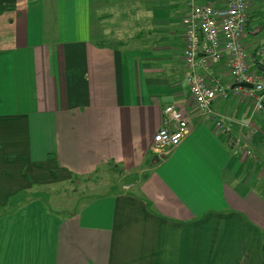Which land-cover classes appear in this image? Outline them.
<instances>
[{
	"label": "crops",
	"instance_id": "0c3cea01",
	"mask_svg": "<svg viewBox=\"0 0 264 264\" xmlns=\"http://www.w3.org/2000/svg\"><path fill=\"white\" fill-rule=\"evenodd\" d=\"M221 1L0 0V264H264V114L233 91L196 112L186 77L185 13ZM199 71L237 86L227 58ZM171 104L192 130L161 150ZM108 164L126 191L33 197Z\"/></svg>",
	"mask_w": 264,
	"mask_h": 264
},
{
	"label": "built area",
	"instance_id": "2783aa9c",
	"mask_svg": "<svg viewBox=\"0 0 264 264\" xmlns=\"http://www.w3.org/2000/svg\"><path fill=\"white\" fill-rule=\"evenodd\" d=\"M250 16L249 0H222L218 5L192 3L188 7L183 18V57L196 112L211 117L213 101L228 98L233 91L250 102L256 112L264 114V45L258 47L261 66L259 70L252 69L244 42ZM226 58L235 82H248L252 87L224 85L220 79L199 71L200 67L209 70ZM164 113V123L154 136L156 148L161 150L178 146L192 130L191 115L180 106L168 105ZM216 126L226 131L221 121H216Z\"/></svg>",
	"mask_w": 264,
	"mask_h": 264
},
{
	"label": "rangeland",
	"instance_id": "374dc122",
	"mask_svg": "<svg viewBox=\"0 0 264 264\" xmlns=\"http://www.w3.org/2000/svg\"><path fill=\"white\" fill-rule=\"evenodd\" d=\"M251 3L250 8L252 10ZM260 26L262 30L253 39L258 40L260 43L263 42L260 44L263 46L264 15H255L252 18L250 27L253 30H257ZM250 62L252 63L253 60H250ZM130 179H132L131 175L124 173L122 169L113 164H108L100 167L90 175L74 177L65 182H55L48 187L42 186L39 189L36 188L33 197L43 199L52 211L69 214L76 212L77 209H80L84 204L92 201L97 196L126 191L128 189L126 185Z\"/></svg>",
	"mask_w": 264,
	"mask_h": 264
},
{
	"label": "water",
	"instance_id": "95a60500",
	"mask_svg": "<svg viewBox=\"0 0 264 264\" xmlns=\"http://www.w3.org/2000/svg\"><path fill=\"white\" fill-rule=\"evenodd\" d=\"M237 86H246V87H252L251 83L248 82H242V83H236Z\"/></svg>",
	"mask_w": 264,
	"mask_h": 264
},
{
	"label": "trees",
	"instance_id": "16d2710c",
	"mask_svg": "<svg viewBox=\"0 0 264 264\" xmlns=\"http://www.w3.org/2000/svg\"><path fill=\"white\" fill-rule=\"evenodd\" d=\"M252 18H253V16L251 15V16H250L249 23H248V26H250L249 24H250V22L252 21ZM248 26H247V27H248ZM257 64H258V63H257Z\"/></svg>",
	"mask_w": 264,
	"mask_h": 264
}]
</instances>
